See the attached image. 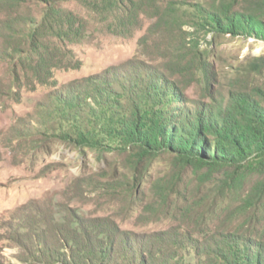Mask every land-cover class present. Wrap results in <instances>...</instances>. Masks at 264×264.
<instances>
[{
    "label": "trees",
    "instance_id": "1",
    "mask_svg": "<svg viewBox=\"0 0 264 264\" xmlns=\"http://www.w3.org/2000/svg\"><path fill=\"white\" fill-rule=\"evenodd\" d=\"M0 8L13 22L1 25L8 45L0 48V100L17 103L22 92L64 88L57 99L48 93L54 105L36 106L48 118L42 126L84 157L114 154L94 185L128 210L142 207L138 222L162 227L157 236L156 230L130 233L159 239L144 252L151 259L136 261L125 232L109 218L71 220L81 228L77 241L58 240L62 229L45 221L40 231L52 230L54 246H71L61 264H155L156 258L160 264H264V55L246 64L243 87L218 104H190L173 73L166 87L135 88L134 100L113 92L112 82L99 85L90 77L62 87L55 78L78 68L73 47L92 36L93 26L126 38L150 20L149 33L178 40L186 25L213 37L264 41V0H0ZM198 73L208 85L205 70ZM76 85L81 91L72 94ZM183 243L195 263L172 255L171 247Z\"/></svg>",
    "mask_w": 264,
    "mask_h": 264
},
{
    "label": "rangeland",
    "instance_id": "2",
    "mask_svg": "<svg viewBox=\"0 0 264 264\" xmlns=\"http://www.w3.org/2000/svg\"><path fill=\"white\" fill-rule=\"evenodd\" d=\"M5 17L0 8V48L8 45L3 37L2 23H13ZM149 26L150 20H145L141 29L126 38L91 27L92 36L73 47L78 68L55 73L59 85L66 87L75 81L84 83L81 81L92 77L99 85L112 82L113 92L123 91L127 98L134 100L135 88L140 85L142 89L155 87L161 82L166 87L165 79H170L173 73L172 80L185 89L190 104L194 101L218 104L226 99L231 89L243 87L241 81L243 76L247 77L246 64L264 55L262 40L213 37L204 29L186 25L183 27L185 34L178 40L172 34L149 33ZM200 68L205 70L208 85L198 73ZM3 70L0 63V82L4 79ZM259 83H264V70ZM53 91L43 87L34 92H22L17 103L12 99L0 100V264H61V256H67L71 246H66L69 250L54 246L52 230L49 227L45 233L40 230L46 221L47 226L62 229L58 240L77 241L81 228L71 220L85 217L113 220L120 231L125 232L127 247L136 254V261L138 256L151 259L144 252L149 251L151 244L157 245L159 239L130 233L157 231V236L162 227L138 222L140 210L144 211L142 207L128 210L130 206L124 201L115 199L108 190L98 191L94 185L107 162L114 163L115 155L107 150L103 157L93 152L84 157L42 126L48 118L38 115L36 106L54 105L55 99L66 93L64 88ZM79 91L81 88L76 85L72 94ZM50 92L56 93L55 99L48 96ZM141 221L149 220L142 218ZM77 231L79 236H76ZM184 247L188 248L187 244L173 245L172 255H185V262L195 263L192 256L189 257L190 249ZM76 250H72L74 255H77ZM152 261L160 264L163 259Z\"/></svg>",
    "mask_w": 264,
    "mask_h": 264
}]
</instances>
